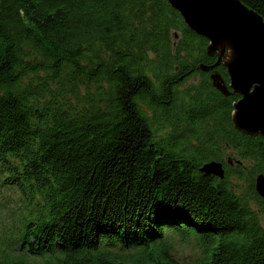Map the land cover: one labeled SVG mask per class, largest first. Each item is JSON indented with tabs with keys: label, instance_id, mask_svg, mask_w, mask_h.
Masks as SVG:
<instances>
[{
	"label": "trees",
	"instance_id": "1",
	"mask_svg": "<svg viewBox=\"0 0 264 264\" xmlns=\"http://www.w3.org/2000/svg\"><path fill=\"white\" fill-rule=\"evenodd\" d=\"M208 45L168 0H0V193L21 210L0 264H188L175 236L190 264H264V136L235 126Z\"/></svg>",
	"mask_w": 264,
	"mask_h": 264
},
{
	"label": "water",
	"instance_id": "2",
	"mask_svg": "<svg viewBox=\"0 0 264 264\" xmlns=\"http://www.w3.org/2000/svg\"><path fill=\"white\" fill-rule=\"evenodd\" d=\"M168 1L191 29L209 40L208 52L219 53L218 61L223 59L229 86L241 95L232 113L235 126L245 133L264 136V18L241 0ZM210 68L201 65L203 70ZM212 78L217 88L229 94L218 72ZM201 171L225 177L221 161L207 162ZM256 189L264 197L262 174L256 179Z\"/></svg>",
	"mask_w": 264,
	"mask_h": 264
},
{
	"label": "rangeland",
	"instance_id": "3",
	"mask_svg": "<svg viewBox=\"0 0 264 264\" xmlns=\"http://www.w3.org/2000/svg\"><path fill=\"white\" fill-rule=\"evenodd\" d=\"M193 81L198 82L199 77L192 78L187 84L192 83ZM232 181L238 183L241 189L245 190L248 188L246 179L233 177ZM18 194L5 190L0 193V226L2 230H7V232L12 224H20L19 214H21V210L17 203V199L19 198ZM170 243L172 256L183 263H192L197 257V253H199L197 244L192 240H182L181 237L175 236L170 240Z\"/></svg>",
	"mask_w": 264,
	"mask_h": 264
}]
</instances>
